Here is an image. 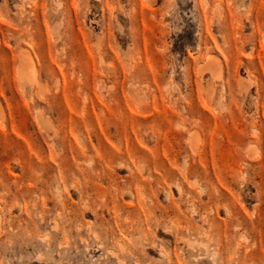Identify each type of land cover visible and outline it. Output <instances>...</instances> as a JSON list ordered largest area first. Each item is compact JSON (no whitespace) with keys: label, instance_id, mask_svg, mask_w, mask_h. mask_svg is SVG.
<instances>
[{"label":"rangeland","instance_id":"obj_1","mask_svg":"<svg viewBox=\"0 0 264 264\" xmlns=\"http://www.w3.org/2000/svg\"><path fill=\"white\" fill-rule=\"evenodd\" d=\"M49 1L37 2L39 16ZM58 1L64 45L33 50L40 86L23 93L16 45L0 50V264H118L109 250L136 264L130 248L137 264H264V0ZM8 5L36 26L29 4ZM113 149L136 173L118 168ZM130 183L144 196L130 197ZM58 188L69 208L88 203L97 216L55 229ZM95 190L110 208L178 212L160 227L114 225ZM44 204L48 220L31 232L27 215Z\"/></svg>","mask_w":264,"mask_h":264},{"label":"bare ground","instance_id":"obj_2","mask_svg":"<svg viewBox=\"0 0 264 264\" xmlns=\"http://www.w3.org/2000/svg\"><path fill=\"white\" fill-rule=\"evenodd\" d=\"M38 1L39 0H23V2L25 4L26 3L29 4V9L27 11H28V14L30 16H32L36 21L35 27L30 22H26L25 11H21L13 17L11 15L12 13L10 12L9 5H8L9 0H3V2L2 1L0 2V50L6 49V51H8L10 53L11 43L16 45V48L18 50V64H17V67L15 69V74H16V79H17L18 83L20 84V87H21V90L23 93H28L27 89L31 86H40L38 69H37L36 60L34 58V51L33 50L38 47L40 50L47 48L49 51H51L53 48H57L61 44L64 45V43H63L64 42V34L60 30V25L58 23H56L57 20L61 21V16H62V13L60 11V2L58 0H50L52 3V5H51L52 8L46 7L45 8L46 13L39 16L35 10ZM152 2L153 1H150V3H152ZM48 6H50V5H48ZM24 7H25V5H24ZM25 9H26V7H25ZM14 23H16L17 25H14ZM149 31H150V34L153 33L152 24H150V30ZM42 33L45 34L46 39L43 38ZM209 56L211 57L210 54H209ZM13 60H15V58ZM208 60L203 61V63H204L203 66L201 64H199V68L201 67V70L204 69L206 71V69L212 67V65H213L212 61H210V60L208 61ZM212 60H213V58H212ZM216 60H218V59H216ZM218 68H217V71H218ZM213 70H214V68H213ZM201 72L203 73V71H201ZM207 72H209V71H207ZM202 79H203V76H202ZM203 88H204V86L202 87V89ZM211 90L213 92V89H211ZM208 94L209 93H207V95ZM209 95H213V94L210 93ZM189 141L191 143L192 151L197 156H199L200 152L198 150V145L194 144V141H195L194 137L191 140L189 139ZM109 151H110V149H109ZM110 154H111V159L113 161L121 163L120 166L118 167L119 169H123V170L125 169V170H128L130 172L136 173L135 167L130 162H128L129 160L125 161L123 158L120 159L119 158L120 155H118L119 153L116 152L115 149H113ZM139 170L144 171L145 166L139 167V169H137V171H139ZM102 172L104 173V176L101 175V173H100L98 175V178L101 182L104 183L105 181H108L107 180L108 172H106V170H103ZM165 172L167 174H169V173L173 174L172 168L167 169ZM136 175H137V177H139V174H136ZM156 177H157L158 186L160 187V189L164 193L165 199L171 200L172 199L171 188L165 184L164 178H162L159 175H156ZM108 183H110L113 186H117L116 181H112V182L109 181ZM119 186H120V189L118 190V197L121 198L124 196V193H123V189H122L123 187L121 185H119ZM74 187H75L74 188L75 189V195H79V197L82 199L86 198V191L84 190V188L80 189L77 186H74ZM138 189H139V193H135L133 188H132V184L130 183L128 185V194L130 195V197L132 196L135 198H139L140 192H142L144 189L142 186H138ZM176 190L179 194L184 193V189L181 186V184H179V183L177 184ZM57 191L59 193V199H58V204L55 206V210L64 215V221L60 222L58 217H55L52 220V224L56 225V227H54L55 229H59L58 228L59 225H66L65 228L70 231V229H71L70 225H73V224L84 225V224H82L83 218L90 217L92 215H93V217H94V215L97 216V210H95V208L88 203L83 204L82 212H77L75 209H73L71 207L69 208L66 204V201L63 199L61 190L58 188ZM93 192H95V195L100 196V190L99 191L95 190ZM142 196H144L143 193H142L141 197ZM100 197L102 198L103 208L106 207L109 210V212L113 214V216L115 218L114 225H131V226L132 225H157L158 227H160L161 225H169L168 221L171 218V216L177 214V212H178L177 208L174 206H172L169 210H166L165 212H161V211L158 212L157 211L158 208L154 209L153 207H151V205H148L146 203H144V204L137 203L136 205L122 206L121 202H118V203L113 205V208H110L106 204L105 197L104 196H100ZM34 207H37V206L34 205ZM39 209H40V212L35 213V216H34L35 220H37L36 222H35V220H33L30 217L31 215L30 216L27 215V218L25 220L26 221L25 225H28V228H30V230L32 228H34V225H45L47 220H48L47 214L49 212L46 210L45 204L40 206ZM24 210H25V208H24ZM123 212L127 213V216L125 218H123V216H122ZM158 213H160V214H158ZM192 213L197 214V211L193 209ZM103 221H104V219L102 220L101 225H106L103 223ZM2 225H3L2 218L0 216V232L2 231ZM10 225H13V224H10ZM78 228H79V226H78ZM163 228L165 231H169L168 227H163ZM79 229H81V228H79ZM32 231L33 230H31V232ZM157 232H159V231L157 230ZM97 237H98V235H97ZM177 238H178L177 242L187 244L188 246H193V244L190 243L188 240H186L183 236H178ZM80 239H82V238L80 237ZM83 240H85V239H83ZM142 240L139 238H136L134 240V244L137 246L142 245V244H144L142 242ZM143 241H145V243L147 245L150 244L148 239H145ZM67 245H68V243H67ZM100 245H98V246H100ZM122 245H121V243H119V246H122ZM150 245L152 246V248H154V250H156L158 248L155 244H150ZM87 247H90V246H87ZM87 247H85V248H87ZM160 247H161V245H160ZM158 249H159L158 252L161 256L167 255L166 254L167 251L165 252L164 251L165 249H163V247L158 248ZM109 251H110L109 252L110 256L112 258H114L118 264H126V260H125V257L123 255L119 254L118 252H116L114 250H109ZM121 251H122V253H124L123 249H121ZM129 254L132 258L134 257L136 264L139 263V260H138L139 258H135L136 256L138 257V253H136L135 251H133L130 248ZM63 264H66V262L64 261ZM79 264H80V262H79Z\"/></svg>","mask_w":264,"mask_h":264}]
</instances>
